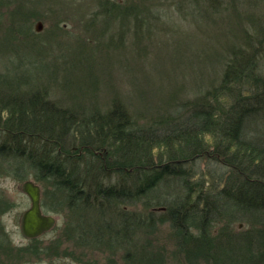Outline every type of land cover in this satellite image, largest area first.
<instances>
[{"label":"rangeland","instance_id":"rangeland-1","mask_svg":"<svg viewBox=\"0 0 264 264\" xmlns=\"http://www.w3.org/2000/svg\"><path fill=\"white\" fill-rule=\"evenodd\" d=\"M216 1L218 13H206V17H193L190 11L175 7L166 12L162 5L164 9L156 13L152 25L138 31L132 17H103L97 0H0V90L17 95L38 90L60 107L86 116L106 113L121 104L135 126L165 128L172 121L183 120L195 101L219 83L233 46H245L241 35L258 30L263 32L264 42V0ZM229 1L237 8L235 13L232 8L223 12ZM132 3L136 1L128 0L125 5ZM148 14L142 12L144 17ZM234 14L240 17V24L237 18L230 19ZM38 24H42L40 31ZM260 67L264 74V49ZM245 131L247 139L264 146V110L249 120ZM15 165L13 159L0 156V229L4 245L5 241L10 244L0 248V264H214L202 254L186 258L181 235L169 222H161L166 210L157 206L146 210L141 201L108 208L110 227L107 232L102 227L100 242L77 241L74 226L80 223L79 232L89 235L85 220L93 217L92 223H96L98 210L89 212L82 205L64 209L66 198L41 182L36 169L25 168L20 171L27 177L25 181L41 188L44 214L56 220L43 238L29 240L22 235L21 218L31 201L23 192L25 181L17 175ZM184 168L195 174L192 182L204 181L208 191L216 177L227 178L231 173L229 166L215 158H202ZM110 175L112 179L100 178V182H128L135 189L134 174L126 180ZM177 186L172 180L156 194L164 191L175 199L181 193ZM120 214L140 216L145 222L124 228L116 220ZM234 215L222 216L210 227L208 237L214 241L244 238L253 228L246 217ZM151 216L155 227L149 225ZM192 233L196 244L202 243L200 232L193 229ZM32 242L40 244L44 254L31 252L27 246ZM73 250H77L75 255Z\"/></svg>","mask_w":264,"mask_h":264},{"label":"trees","instance_id":"trees-1","mask_svg":"<svg viewBox=\"0 0 264 264\" xmlns=\"http://www.w3.org/2000/svg\"><path fill=\"white\" fill-rule=\"evenodd\" d=\"M97 1L103 17H132L138 31L152 25L156 13L164 9L162 5L166 12L175 7L190 11L193 17L218 13L216 0H135L132 5H125L128 0ZM152 3L155 6L149 7ZM227 8H232L231 13L237 10L230 1L222 9L224 13ZM148 11V16H142ZM234 17L240 24V17L234 14L230 19ZM254 33L241 35L246 40L244 47L233 46L219 83L195 101L183 120L172 121L165 128L135 126L121 104L106 113L86 116L60 107L38 90L28 95L0 90V156L16 161L21 181L27 178L21 170L36 169L41 182L66 198L64 209L82 205L87 211L98 210L96 223H92L93 217L85 220L89 235L82 236L80 223L72 229L81 243L100 242L102 227L105 232L110 227L108 208L141 201L146 210L156 206L166 210L161 222H169L181 235L186 258L202 254L214 264H264V146L247 139L245 131L249 120L264 110L263 32ZM202 158H215L231 169L227 178L216 177L209 191L204 181L192 182L195 174L184 168ZM81 168L83 171H76ZM109 172L124 180L134 174L135 189L127 181V185L101 183L100 178L112 179ZM172 180L179 184L177 198L167 197L164 191L156 194ZM235 212L246 217L253 229L242 239H210V227ZM116 220L124 228L145 222L136 215L120 214ZM148 220L155 227V219ZM193 229L202 235V243L196 244ZM4 240L0 229V248H9ZM27 248L44 254L40 244L32 242Z\"/></svg>","mask_w":264,"mask_h":264},{"label":"water","instance_id":"water-1","mask_svg":"<svg viewBox=\"0 0 264 264\" xmlns=\"http://www.w3.org/2000/svg\"><path fill=\"white\" fill-rule=\"evenodd\" d=\"M42 29V24H38L37 30ZM23 192L29 197L31 207L23 213L21 219V230L28 239H34L51 231L56 220L45 215L41 207V188L32 181H26L22 186Z\"/></svg>","mask_w":264,"mask_h":264},{"label":"flooded vegetation","instance_id":"flooded-vegetation-1","mask_svg":"<svg viewBox=\"0 0 264 264\" xmlns=\"http://www.w3.org/2000/svg\"><path fill=\"white\" fill-rule=\"evenodd\" d=\"M41 206H42V205H41ZM42 211H43V210H42ZM43 213H44V212H43ZM51 230H52V229H51ZM21 232H22V230H21ZM49 232H50V231H49ZM47 233H48V232H47ZM47 233H45V234H47ZM45 234H43L42 236H40V237H38V238H41V237L43 238ZM22 235H23V233H22ZM23 236H24V235H23ZM24 237H25V236H24ZM25 238H26V237H25ZM38 238L29 239V240H32V241H33V240H36V239H38ZM27 239H28V238H27ZM76 252H77V250H73V251H72V254L75 255ZM13 253H14V252H13Z\"/></svg>","mask_w":264,"mask_h":264}]
</instances>
